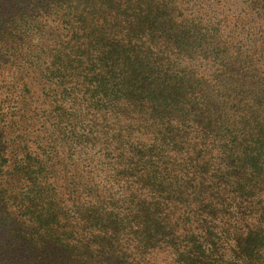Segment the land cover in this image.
<instances>
[{"label":"trees","instance_id":"16d2710c","mask_svg":"<svg viewBox=\"0 0 264 264\" xmlns=\"http://www.w3.org/2000/svg\"><path fill=\"white\" fill-rule=\"evenodd\" d=\"M0 264H264V0H0Z\"/></svg>","mask_w":264,"mask_h":264}]
</instances>
